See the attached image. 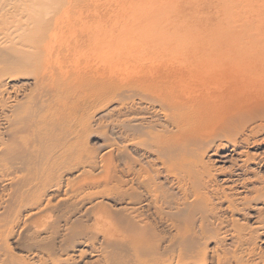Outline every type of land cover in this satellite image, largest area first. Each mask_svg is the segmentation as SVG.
Wrapping results in <instances>:
<instances>
[{"label": "bare ground", "instance_id": "obj_1", "mask_svg": "<svg viewBox=\"0 0 264 264\" xmlns=\"http://www.w3.org/2000/svg\"><path fill=\"white\" fill-rule=\"evenodd\" d=\"M239 1L0 0V264H264V0Z\"/></svg>", "mask_w": 264, "mask_h": 264}, {"label": "rangeland", "instance_id": "obj_2", "mask_svg": "<svg viewBox=\"0 0 264 264\" xmlns=\"http://www.w3.org/2000/svg\"><path fill=\"white\" fill-rule=\"evenodd\" d=\"M62 1H65V0H62ZM85 1H103V2H108L111 1V4H115V2L118 1V3H132V2H135V3H142V4H147V3H156V4H163V3H166V2H170V1H176V2H180V3H192V4H196V8L199 6L202 10L200 11L199 15L200 17H211V18H214V19H220V18H223L224 17V14L222 13V7L223 5L228 2H231L232 0H227V1H223L222 3V0H221V3H220V0H85ZM114 1V2H112ZM219 1V2H217ZM237 1L236 4H240L238 3V0H235ZM239 2H243V0H240ZM243 4V3H242ZM217 5L219 6H222V7H218ZM241 5V4H240ZM198 7V8H199ZM224 8V7H223ZM240 9L241 6H238L236 7V9Z\"/></svg>", "mask_w": 264, "mask_h": 264}]
</instances>
